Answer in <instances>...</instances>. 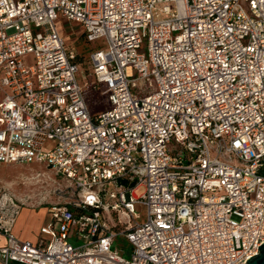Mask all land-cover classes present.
Returning a JSON list of instances; mask_svg holds the SVG:
<instances>
[{"label":"built area","instance_id":"built-area-1","mask_svg":"<svg viewBox=\"0 0 264 264\" xmlns=\"http://www.w3.org/2000/svg\"><path fill=\"white\" fill-rule=\"evenodd\" d=\"M60 18L88 42L105 39L90 54L91 85L109 101L98 114ZM0 90V163L45 165L81 195L51 205L31 241L12 232L24 203L1 192L2 264H248L258 254L264 0H0Z\"/></svg>","mask_w":264,"mask_h":264},{"label":"rangeland","instance_id":"rangeland-1","mask_svg":"<svg viewBox=\"0 0 264 264\" xmlns=\"http://www.w3.org/2000/svg\"><path fill=\"white\" fill-rule=\"evenodd\" d=\"M57 27L66 43L73 47L77 53V63L80 65L78 79L83 87L88 108L92 114H98L109 108V101L103 94L104 85L97 89L93 88L91 82L94 76L91 72V51L92 49L106 48L104 38L93 42H88L83 35L82 28L75 24L69 23L64 18L57 20ZM3 93L0 90V99ZM8 191L14 194L24 204L37 210L43 211L44 218L49 222L51 216L49 207L54 204H70L78 202L81 199L80 192L76 190L69 181L63 176L57 174L45 165L39 164H5L0 163V193ZM145 191V186L140 185L134 190L136 196H141ZM76 212L81 213L80 209ZM136 211L140 214L139 220L146 217V208L142 205L136 206ZM38 218L32 219L31 228L36 227ZM114 229H123L127 225L128 218L122 213H112L109 219ZM120 221V222H118ZM117 225V226H115ZM118 227V228H117ZM83 239L78 243H82ZM115 247L125 251L123 255L130 258L129 252L131 246L119 236L116 240Z\"/></svg>","mask_w":264,"mask_h":264},{"label":"crops","instance_id":"crops-1","mask_svg":"<svg viewBox=\"0 0 264 264\" xmlns=\"http://www.w3.org/2000/svg\"><path fill=\"white\" fill-rule=\"evenodd\" d=\"M43 211L29 207L24 204L20 215L17 218L16 223L12 229L15 236L23 240L36 241L39 238L40 229L43 225L47 223L46 218H44ZM38 218L37 225L31 228L30 222L32 219ZM6 243V235L0 232V247L4 246ZM0 264H2L0 262ZM9 264H23L16 261H11Z\"/></svg>","mask_w":264,"mask_h":264},{"label":"water","instance_id":"water-1","mask_svg":"<svg viewBox=\"0 0 264 264\" xmlns=\"http://www.w3.org/2000/svg\"><path fill=\"white\" fill-rule=\"evenodd\" d=\"M258 254L251 256L246 263L248 264H264V242L258 246Z\"/></svg>","mask_w":264,"mask_h":264},{"label":"trees","instance_id":"trees-1","mask_svg":"<svg viewBox=\"0 0 264 264\" xmlns=\"http://www.w3.org/2000/svg\"><path fill=\"white\" fill-rule=\"evenodd\" d=\"M83 35H84V33H83ZM76 62H77V57H76Z\"/></svg>","mask_w":264,"mask_h":264}]
</instances>
